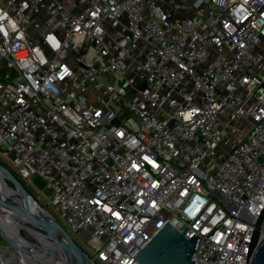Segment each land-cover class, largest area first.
Instances as JSON below:
<instances>
[{"label":"built area","instance_id":"1","mask_svg":"<svg viewBox=\"0 0 264 264\" xmlns=\"http://www.w3.org/2000/svg\"><path fill=\"white\" fill-rule=\"evenodd\" d=\"M0 161L96 264L166 223L194 264H251L264 0H0Z\"/></svg>","mask_w":264,"mask_h":264},{"label":"water","instance_id":"2","mask_svg":"<svg viewBox=\"0 0 264 264\" xmlns=\"http://www.w3.org/2000/svg\"><path fill=\"white\" fill-rule=\"evenodd\" d=\"M0 179L6 186V189H0V220L1 217L4 223L9 220L34 240L29 241L18 233L22 241L32 244L38 253H46L51 264H96L1 164ZM28 226L30 229H27ZM187 231L188 228L178 231L166 223L134 258L139 264H194L192 256L198 237L194 234L186 238ZM7 235L14 236L11 230L0 222V239L12 249L13 243L6 240ZM251 264H264V234L256 245Z\"/></svg>","mask_w":264,"mask_h":264},{"label":"rangeland","instance_id":"3","mask_svg":"<svg viewBox=\"0 0 264 264\" xmlns=\"http://www.w3.org/2000/svg\"><path fill=\"white\" fill-rule=\"evenodd\" d=\"M3 71H5V69H2ZM6 72V71H5ZM9 74H11V72H9ZM243 132H245V129H243ZM240 134H237L236 135V139L237 140H240ZM0 164H2V162L0 161ZM7 169L11 172H12V169L11 168H8L7 166ZM9 183V182H8ZM23 186V188L25 189V191L33 198V200L43 209H46L43 205V202L40 200L41 198V190H42V181L38 178V177H32L29 179L28 184L26 183H23V182H20ZM16 231L25 239L29 240V241H33L34 240L28 235V233L24 230H20L16 227ZM77 244L79 245H82L84 243L87 242L86 239H82L81 237H77L76 241H75ZM0 249L4 250V249H7L8 252H5L2 256H1V263L2 264H31V263H24L23 260L21 261L19 259V256L14 252L12 251L11 247L6 244L5 242H3L1 239H0ZM81 249L83 250V248L81 247ZM84 251V250H83ZM21 256V255H20ZM23 259V257H21Z\"/></svg>","mask_w":264,"mask_h":264},{"label":"bare ground","instance_id":"4","mask_svg":"<svg viewBox=\"0 0 264 264\" xmlns=\"http://www.w3.org/2000/svg\"><path fill=\"white\" fill-rule=\"evenodd\" d=\"M0 189H6V186L3 180L1 179H0ZM3 220H4L3 217H1L0 222L3 223L5 226H7L14 235V236L7 235V238L6 237L5 238L6 240H10V242L13 243L14 248H12V251H14L19 256V259L21 261L23 260L24 263L29 262L31 264H51V262L48 260V256H46L47 255L46 253H42V254L38 253L32 244L22 241L18 236V232L16 231V226L11 224L9 220L5 223L2 222ZM27 229H30V227L28 226ZM45 247H47V245H45ZM49 250H51V248ZM5 252H8V250L0 249V259ZM21 257H23V259ZM0 264H2L1 261Z\"/></svg>","mask_w":264,"mask_h":264},{"label":"trees","instance_id":"5","mask_svg":"<svg viewBox=\"0 0 264 264\" xmlns=\"http://www.w3.org/2000/svg\"><path fill=\"white\" fill-rule=\"evenodd\" d=\"M12 174H13V173H12ZM13 175H14V174H13ZM7 184H8L9 186H11V184H10V183H8V182H7ZM263 214H264V211H263ZM256 237H257V235H256ZM256 237H255V238H256Z\"/></svg>","mask_w":264,"mask_h":264}]
</instances>
